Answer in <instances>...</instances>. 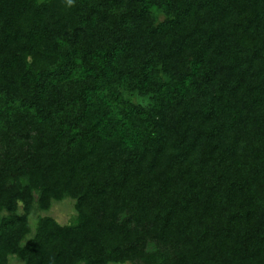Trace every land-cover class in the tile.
Segmentation results:
<instances>
[{"label": "trees", "instance_id": "16d2710c", "mask_svg": "<svg viewBox=\"0 0 264 264\" xmlns=\"http://www.w3.org/2000/svg\"><path fill=\"white\" fill-rule=\"evenodd\" d=\"M11 255L264 264V0H0Z\"/></svg>", "mask_w": 264, "mask_h": 264}, {"label": "rangeland", "instance_id": "374dc122", "mask_svg": "<svg viewBox=\"0 0 264 264\" xmlns=\"http://www.w3.org/2000/svg\"><path fill=\"white\" fill-rule=\"evenodd\" d=\"M162 14H159L158 18L162 19ZM49 215L55 218L60 224L70 223L75 215L74 200L66 197L62 200L53 201L49 210L47 211H33L29 214L28 219L30 221L32 231L35 228L36 221L39 216ZM9 264H24L23 260L17 258L14 255L9 256ZM118 264H132V263H118Z\"/></svg>", "mask_w": 264, "mask_h": 264}]
</instances>
